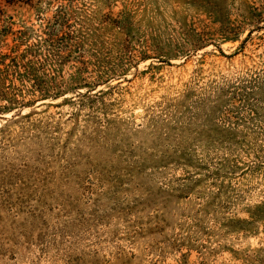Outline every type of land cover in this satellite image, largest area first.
<instances>
[{"label": "rangeland", "instance_id": "1", "mask_svg": "<svg viewBox=\"0 0 264 264\" xmlns=\"http://www.w3.org/2000/svg\"><path fill=\"white\" fill-rule=\"evenodd\" d=\"M0 39V264H264V0H0Z\"/></svg>", "mask_w": 264, "mask_h": 264}, {"label": "trees", "instance_id": "2", "mask_svg": "<svg viewBox=\"0 0 264 264\" xmlns=\"http://www.w3.org/2000/svg\"><path fill=\"white\" fill-rule=\"evenodd\" d=\"M2 35V34H1ZM1 44H2V39H0V48H1ZM19 46V43H16L15 45L11 46V47H6L8 48L7 51L5 52H0V98H5V93H4V82H5V77H3L2 75V71H6V69H3L1 66H5L8 67L9 65H12V64H16L19 62L20 59L23 58L24 54H21V55H16V56H11V51H13L16 47ZM19 59V60H18ZM7 61H9L8 63H6ZM26 75L29 73V70L27 69L26 71ZM56 95H47L46 93H42L41 95H39L40 98L44 99V98H50V97H55ZM38 97V96H37ZM6 103L4 105H1L0 106V112L1 113H5V112H9V111H12L14 108H17V107H14L15 104H17L15 98H12V97H6ZM34 99H30L27 101V103H25L26 105H30L31 102L33 101Z\"/></svg>", "mask_w": 264, "mask_h": 264}]
</instances>
